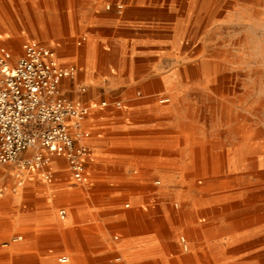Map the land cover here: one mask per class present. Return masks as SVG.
<instances>
[{
    "label": "rangeland",
    "instance_id": "1",
    "mask_svg": "<svg viewBox=\"0 0 264 264\" xmlns=\"http://www.w3.org/2000/svg\"><path fill=\"white\" fill-rule=\"evenodd\" d=\"M11 1L0 0V45L19 56L26 42L50 48L53 44L58 46L54 51L60 64L73 65L78 71L88 30L72 33L69 21L75 19V8L80 0H26L33 6L26 23L10 14L7 4L11 10L16 8ZM97 1L100 13L92 15L93 19L106 18L105 12L114 9L119 14L126 4V0ZM170 4L173 13L170 34L176 39L175 28L180 22V35L171 41L174 51L168 55V62L159 61L154 70L145 68L131 72L132 78L148 79L146 85L130 87L123 96L120 89L81 87L90 92L97 105L106 101L105 108L121 111L131 105L125 99L149 95L157 104L185 116L186 142L192 149L188 163L190 174L183 182L165 187L170 198L164 217L157 210L156 199L154 203L158 229L166 234L169 263L264 264V161L262 164L258 161L259 156H264V0H170ZM60 42L63 47H59ZM69 48L76 53L77 60L63 63L59 53ZM100 49L103 50V46ZM162 74L168 88L159 80ZM118 104L121 109H116ZM242 144L244 151H240ZM240 152H243V162ZM4 171L13 175L9 176L11 181L19 175L25 181L24 187L19 188L21 207L12 206L11 198H6L2 201L4 213L11 216L25 210L30 222L39 220L40 214L36 211L40 202L53 197L49 192L55 186L54 179L45 180L31 170L21 173L16 165L10 164L0 168V176ZM95 176L93 172L77 188L73 186L78 202L88 194L91 200H98V190H105V183ZM140 177L110 183L115 190L119 191L122 186L127 190L121 189L122 198L116 200L121 207L132 206L129 198L132 191L163 185L160 178L139 182ZM9 186L11 192L14 184ZM2 187L0 184V189ZM108 201L112 200H106L105 204ZM234 201L239 203L237 207ZM63 208L66 207L61 205L54 210L60 221L58 214ZM99 221L95 216L94 222ZM34 233V229L16 230L5 239L9 241L22 235L23 240L31 238L32 243ZM64 236L61 231L52 241L43 237L37 246L22 250L24 258H18V250L3 247L0 258L5 264H35V258L53 259L58 263L59 256L71 255ZM183 238L188 242V251L184 249ZM40 244L54 245L55 251L42 253Z\"/></svg>",
    "mask_w": 264,
    "mask_h": 264
},
{
    "label": "crops",
    "instance_id": "2",
    "mask_svg": "<svg viewBox=\"0 0 264 264\" xmlns=\"http://www.w3.org/2000/svg\"><path fill=\"white\" fill-rule=\"evenodd\" d=\"M79 2L75 8V19L69 22L73 27L72 33L88 30L87 35H84L85 48L81 51L83 55L79 59L77 74L64 78L61 89L76 105L88 106L90 109L84 121L87 135L76 141L77 145L85 146L88 150L84 180L80 183L95 172V177L105 183V190H98V200H91L88 194V199L83 197L78 202L75 187L80 183L71 181L67 159L48 153V179L43 169L30 170L44 176L45 180L54 179L55 186L49 192L53 197L39 203L36 213L40 214V219L30 222L25 210H19L11 216L4 213L2 201L6 198H11L12 206L21 207L20 190L25 183L22 175L11 181L9 176L13 175L4 171L0 176L1 187L4 185L3 190L0 189V250L11 247L20 252L18 258H24L22 250L26 247L37 246L43 237L52 241L63 231L64 241L71 251V255L66 254L69 264H171L167 259L171 256L167 251L166 234L158 229L154 203L156 199L157 210L164 217L165 206L170 198L165 187L170 183L183 182V178L190 174L188 163L192 149L186 142L187 129L183 127L185 116L171 111L170 107L157 104L149 95L124 98L131 105L121 111L105 108L107 105H102V102L96 104L85 87L120 89V95L123 96L130 87L146 85L148 79L132 78L131 72L145 68L154 70L159 61L168 62V55L174 51L171 41L174 42L180 35L178 29L181 23L177 22L175 28L176 39L173 35L171 37L170 21L173 13L170 0H126L123 12L117 14L114 9L105 12L106 18L101 19L91 17L100 13L96 8L97 0ZM7 7L17 21L24 23L29 20L33 9L26 0H21L15 9L11 10L9 4ZM51 46L53 50L58 47ZM59 57L63 63L77 60L76 53L70 48L59 53ZM159 80L163 87L168 88L163 83V74ZM82 85L85 90H82ZM116 109L121 107L116 106ZM138 175L141 176L139 182L157 177L163 185L156 189L151 187L149 190L132 191L129 197L132 206L127 204L123 208L116 200L122 198L124 192L121 189L127 191L126 188L122 186L118 191L110 183ZM161 181L156 180L157 183ZM10 183L14 184L11 192ZM104 200L112 201L105 204ZM61 205L66 207L63 208L66 215L61 218L58 214L60 221L54 210ZM95 216H98L99 222H94ZM27 229L35 231L32 243L31 238L23 240L22 235L12 237L9 241L5 239L16 230ZM182 242L188 251V242L184 238ZM191 245L193 247V242ZM40 248L46 254L55 251L54 245L40 244ZM35 260V264H58L53 259ZM0 264H5L1 258Z\"/></svg>",
    "mask_w": 264,
    "mask_h": 264
},
{
    "label": "built area",
    "instance_id": "3",
    "mask_svg": "<svg viewBox=\"0 0 264 264\" xmlns=\"http://www.w3.org/2000/svg\"><path fill=\"white\" fill-rule=\"evenodd\" d=\"M76 72L75 66L60 64L50 47L26 42L15 56L0 45V166L43 169L48 179L51 153L67 159L75 182L84 180L88 150L76 141L87 135L90 109L76 105L61 89L62 80ZM59 215L64 218L65 209ZM58 263L69 264V257L59 256Z\"/></svg>",
    "mask_w": 264,
    "mask_h": 264
},
{
    "label": "bare ground",
    "instance_id": "4",
    "mask_svg": "<svg viewBox=\"0 0 264 264\" xmlns=\"http://www.w3.org/2000/svg\"><path fill=\"white\" fill-rule=\"evenodd\" d=\"M61 1V0H60ZM12 1L10 0V3H11ZM19 2H20V0H13V5L15 4L16 6L17 5H19ZM3 5V4H2ZM43 5V4H42ZM40 8V7H39ZM25 9V8H24ZM23 9V10H24ZM6 10V9H5ZM1 11H2V9H1ZM42 11V10H41ZM43 12V11H42ZM3 13V12H2ZM44 14V13H43ZM43 16V15H42ZM15 18V17H14ZM6 19V18H5ZM56 20V19H55ZM7 21V20H6ZM28 21V20H27ZM46 21V20H45ZM3 22V21H2ZM29 22V21H28ZM31 22V21H30ZM7 23V22H6ZM46 23V22H45ZM16 24V23H15ZM29 24V23H28ZM30 26V25H29ZM31 26H32V24H31ZM31 26H30V29H31ZM47 27V26H46ZM31 31H34V30H32L31 29ZM36 33V32H35ZM59 47H63V43H61L60 42V44H59ZM223 69V68H222ZM221 69V70H222ZM189 70V69H188ZM199 79V78H198ZM223 79V78H222ZM211 81V80H210ZM243 81V80H242ZM213 85V84H212ZM223 85V84H222ZM216 89V88H215ZM222 90V89H221ZM226 91V90H225ZM223 92V91H222ZM217 93V92H216ZM224 93V92H223ZM243 122V121H242ZM247 125V124H246ZM242 132V131H241ZM243 133V132H242ZM246 134H248V133H246ZM251 135V134H250ZM253 136V135H252ZM249 137V136H248ZM250 139V138H249ZM252 142V141H251ZM245 143V142H244ZM244 149H245V146L242 144V146H240V151H244ZM249 150V147H248V149H247V151ZM258 152V151H257ZM240 153H242V159L240 160L241 162H243V152H240ZM246 153V152H245ZM237 156H239V154H238V152L237 153H235ZM240 157V156H239ZM245 157V156H244ZM259 162H260V164H262L263 163V161H264V156H259V160H258ZM235 166V165H234ZM239 168V167H238ZM240 171V170H239ZM251 172V171H250ZM252 173V172H251ZM216 182V181H215ZM218 182V181H217ZM208 186H209V184H208ZM255 196H257V195H255ZM251 198V197H250ZM246 199V198H245ZM241 201V200H240ZM235 202V201H234ZM239 203L238 202H235V205L234 206H236L237 207V205H238ZM244 204V203H243ZM242 205V204H241ZM225 205H223V207H224ZM226 207H227V205H226ZM235 207V208H236ZM239 207H240V205H239ZM219 208V207H218ZM221 208H222V206H221ZM229 208V207H228ZM234 208V207H233ZM224 209V208H223ZM254 210V209H253ZM252 210V211H253ZM217 211V210H216ZM259 211H261V210H259ZM218 212H220L219 210H218ZM217 212V213H218ZM254 212V211H253ZM213 213V212H212ZM262 213V212H261ZM216 214V213H215ZM264 215V214H263ZM251 216V215H250ZM261 216V215H260ZM247 217V216H246ZM252 217H253V215H252ZM261 219H262V217H261ZM260 220V219H259ZM231 221V220H230ZM241 221V220H240ZM247 221V220H246ZM255 221V220H254ZM233 223V222H232ZM237 223V222H236ZM259 223V222H258ZM246 224V223H245ZM251 224V223H250ZM236 226V225H235ZM249 226V225H248ZM207 227V226H206ZM238 227V226H237ZM177 233V232H176ZM228 233H230V232H228ZM223 234V233H222ZM226 234V233H225ZM223 236H225V235H223ZM216 237V236H215ZM260 238V237H259ZM261 242V241H260ZM264 244V243H263ZM209 253V252H208ZM224 253V252H223ZM261 253H263V252H261ZM264 254V253H263ZM263 257V256H262ZM212 258V257H211ZM247 259V258H246ZM248 260V259H247ZM260 260H261V258H260ZM262 261H263V259H262ZM257 262V261H256ZM255 262V263H256ZM260 262V261H259ZM177 263V262H176ZM258 263V262H257ZM256 263V264H257ZM234 264V263H233Z\"/></svg>",
    "mask_w": 264,
    "mask_h": 264
}]
</instances>
